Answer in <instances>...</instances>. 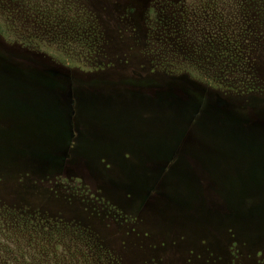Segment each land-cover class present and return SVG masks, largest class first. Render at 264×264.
Masks as SVG:
<instances>
[{
    "label": "rangeland",
    "instance_id": "rangeland-1",
    "mask_svg": "<svg viewBox=\"0 0 264 264\" xmlns=\"http://www.w3.org/2000/svg\"><path fill=\"white\" fill-rule=\"evenodd\" d=\"M0 264H264V0H0Z\"/></svg>",
    "mask_w": 264,
    "mask_h": 264
}]
</instances>
